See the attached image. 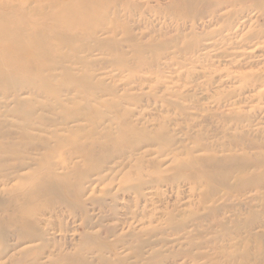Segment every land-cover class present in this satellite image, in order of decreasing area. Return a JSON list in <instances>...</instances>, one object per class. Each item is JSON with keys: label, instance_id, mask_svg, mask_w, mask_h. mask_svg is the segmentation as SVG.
<instances>
[{"label": "rangeland", "instance_id": "374dc122", "mask_svg": "<svg viewBox=\"0 0 264 264\" xmlns=\"http://www.w3.org/2000/svg\"><path fill=\"white\" fill-rule=\"evenodd\" d=\"M112 1L105 0L103 8L89 2L96 14L92 24L116 27L118 40L128 27L148 45L139 60L130 57L126 62L94 52L89 59L99 65L91 72L114 86L118 98L129 95L123 106L134 113L132 120L139 127L150 136L165 128L175 141L168 148L150 146L151 141L137 147L151 148L147 158L162 162H170L171 149L182 145L196 149L198 156L211 152L203 148H213L219 156L234 155L242 160L238 167L226 162L214 170L231 189L217 186L214 197L201 201L207 183L203 168L160 171L166 180L155 178L140 187L117 179L108 185V195L103 191L97 196L104 205L90 210L86 203L93 227H85L82 216L54 203L31 217L45 229L46 247L38 248L42 241L20 244L9 227V235L0 240V249L8 246V256L0 264H12L10 255L17 264H36L42 252L37 264H76L60 258L62 254H77L90 264H264V189L243 186L250 177L264 178L263 9L240 2L215 9L204 0ZM37 2L29 0L27 6L34 8ZM213 10L236 15L218 22L211 18ZM110 35L98 33L100 39ZM124 49L130 51L129 46ZM124 64L132 66L121 69ZM123 170L152 173L145 167ZM155 176L153 172L146 178ZM97 232L102 247L92 248L81 239ZM25 248L29 250L22 255Z\"/></svg>", "mask_w": 264, "mask_h": 264}, {"label": "bare ground", "instance_id": "6f19581e", "mask_svg": "<svg viewBox=\"0 0 264 264\" xmlns=\"http://www.w3.org/2000/svg\"><path fill=\"white\" fill-rule=\"evenodd\" d=\"M204 1L209 8H228L240 2L264 11V0ZM89 2L106 6L105 0H67L53 4L39 0L31 8L27 6L29 0H0V212L7 215H0V240L13 227V235L20 238V244L42 241L38 248L43 250L46 231L31 217L46 212L56 203L82 216L85 227H93L86 203L92 206L90 210L97 204L104 205L106 201L97 196L103 191L108 195V185L117 179L140 187L150 180L155 182V178L166 180L160 171L203 168L207 183L201 201H207L216 195L217 186L231 189L222 177L217 178L214 170L226 162L237 167L242 162L234 155L219 156L213 148H203L211 152L198 156L194 153L196 149L185 145L171 149L170 162L147 158L151 148L142 150L137 147L139 143L151 141L150 146L156 143L168 148L175 141L165 128L150 136L147 129L139 127L132 120L134 113L123 106L131 99L129 95L118 98L114 86L94 78L91 71L99 64L89 56L100 52L117 55L123 62L130 57L139 60L148 44L142 43L128 27L118 40L116 27L92 24L96 14ZM213 11L211 18L218 22H229L236 15ZM100 32L111 35L100 39ZM125 45L130 51L124 49ZM130 66L124 64L121 69ZM232 78L238 79V75ZM129 167L131 170L145 167L157 176L149 179L146 177L152 173L140 175L123 170ZM243 186L261 191L264 178L250 177ZM99 234L81 239L91 243L92 248L102 247ZM28 250L22 249L20 253L27 254ZM40 254L35 257L36 264ZM76 255L62 254L60 258L90 264ZM6 256L8 246L2 244L0 260ZM9 258L12 264H17L15 255Z\"/></svg>", "mask_w": 264, "mask_h": 264}]
</instances>
